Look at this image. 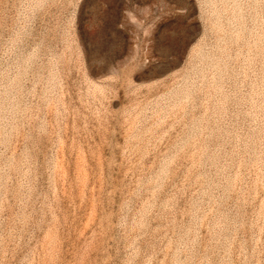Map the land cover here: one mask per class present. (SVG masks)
<instances>
[{
    "label": "rangeland",
    "instance_id": "obj_1",
    "mask_svg": "<svg viewBox=\"0 0 264 264\" xmlns=\"http://www.w3.org/2000/svg\"><path fill=\"white\" fill-rule=\"evenodd\" d=\"M0 264H264V0H0Z\"/></svg>",
    "mask_w": 264,
    "mask_h": 264
}]
</instances>
